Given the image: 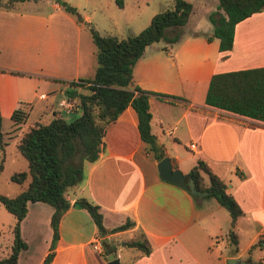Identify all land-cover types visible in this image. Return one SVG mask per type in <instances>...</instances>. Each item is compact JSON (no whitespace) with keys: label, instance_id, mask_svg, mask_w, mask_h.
<instances>
[{"label":"crops","instance_id":"crops-1","mask_svg":"<svg viewBox=\"0 0 264 264\" xmlns=\"http://www.w3.org/2000/svg\"><path fill=\"white\" fill-rule=\"evenodd\" d=\"M51 6L54 10L45 16L0 8V114L11 119L18 101L26 105L23 121L11 119L14 130L29 113L40 121L76 111V94L85 92V86L81 90L68 81L94 71L93 42L82 53L80 23L56 1ZM185 23L174 42L157 40L144 47L132 66V79L141 88L178 96L149 94L150 131L172 167L185 176L199 158L224 182L225 191L241 209L232 226L236 250L224 255L213 252L215 245L230 247L226 236L230 216L220 232L224 206L213 196L194 198L187 188L159 176V159L140 138L136 112L127 104L107 124L96 159L83 161L80 182L64 193L70 206L58 221L49 264H107L104 256L109 252H115L121 264H225L228 256L257 262L241 258L240 251L264 237V121L206 104L204 95L212 73L264 65V10L235 23L231 46L224 51L218 49L215 36L205 38L211 33L210 21L201 29ZM84 40L89 47V40ZM71 88L72 100L66 92ZM60 99L71 105L61 107ZM201 178L203 184L208 182L205 173ZM79 197L97 205L106 229L126 219L132 225L98 234L87 211L74 204ZM52 209L44 201L27 202L19 222L26 247L19 250L16 264H39L48 251ZM240 228L248 233L243 248ZM138 231L150 245L148 253L123 244ZM259 250L257 259L264 264V243Z\"/></svg>","mask_w":264,"mask_h":264},{"label":"trees","instance_id":"trees-1","mask_svg":"<svg viewBox=\"0 0 264 264\" xmlns=\"http://www.w3.org/2000/svg\"><path fill=\"white\" fill-rule=\"evenodd\" d=\"M56 2L64 10L76 13L75 7L64 0ZM114 2L119 7L123 6V0ZM216 7V11L207 15L212 29L205 38L215 36L218 39V49L224 51L231 46L235 23L252 12L264 10V0H217ZM190 11L189 1L173 0L170 8L153 13L144 27L125 37L100 35L96 29L88 26L95 47L93 74L68 81L70 85L85 86V92L76 94L78 116L70 120L54 116L47 122L34 121L17 140L16 148L26 159L27 169L13 172L10 177L17 182H23L26 177L28 180L24 188L12 196L0 193L1 204L15 218L11 228L12 241L9 252L6 256L0 257V264H16L19 250L26 247L19 233V222L25 215L27 202L37 200L47 202L53 208L49 219L51 238L48 251L39 263L49 264L58 237V221L70 206L64 193L80 182L83 161L96 159L102 147V136L107 124L113 121L127 104L136 112L140 138L156 159L163 156L161 147L150 131L148 96L150 93L166 99L168 96L172 98L178 96L141 88L133 82L132 66L148 43L164 39L170 44L177 40L180 27L187 21ZM167 29L172 30L171 34L166 33ZM9 71L20 73L18 70ZM74 91V88L66 90L69 95H73ZM204 102L264 121V65L212 73L207 83ZM25 114L26 105L18 101L10 118L14 123H19L23 121ZM1 141L0 130V147ZM201 172L207 175L206 184L202 183ZM186 176L192 177L194 181L197 190L192 194L194 198L213 196L227 209L230 227L226 231V236L231 250L235 251L237 238L232 226L241 209L234 198L225 191L224 182L199 158L189 168ZM74 204L87 211L100 235L132 225V221L126 219L121 224L106 229L95 203L79 197L74 200ZM263 239L264 237L258 238L256 243L249 246L248 251ZM123 244L134 247L144 254L150 251V245L142 231L124 240ZM113 249L114 247H111L107 251ZM256 264L262 263L257 261Z\"/></svg>","mask_w":264,"mask_h":264},{"label":"rangeland","instance_id":"rangeland-1","mask_svg":"<svg viewBox=\"0 0 264 264\" xmlns=\"http://www.w3.org/2000/svg\"><path fill=\"white\" fill-rule=\"evenodd\" d=\"M56 0H0V8L7 7L13 8L16 12H31L36 13L40 16H45L48 12L53 11L54 8L51 6ZM67 4L75 7L76 13L63 12L68 14L74 20L78 16L77 22L81 25L80 31V50L82 53H86L87 50L93 47L92 39L89 33L88 26H92L100 35H115L116 37H125L130 34H134L144 27L151 15L157 11L172 6L173 0H123V6L119 7L115 4L114 0H64ZM191 3V11L188 15L186 23L188 26L195 25L198 28H207L209 24L208 13L216 11L217 0H187ZM78 13V15H77ZM83 18L84 20H81ZM185 23V24H186ZM186 26V25H185ZM186 28V27H185ZM172 30L167 29L166 33L171 34ZM53 33H58L55 30ZM89 40V47L84 40ZM159 43H164V39H159ZM166 43V42H165ZM81 86V90H82ZM69 99L72 95H67ZM72 100V99H71ZM77 97L74 100V104L77 106ZM79 108L71 114L66 115V119L70 120L78 116ZM1 115V114H0ZM33 114L29 113L25 118V123L20 129H12V121L9 117L1 115V127L2 141L0 147V193L6 196H12L24 188L28 177L23 182H17L11 179L13 172L26 170V159L19 153L16 148L18 137L22 130L27 125L33 123ZM49 118H42L40 121L47 122ZM170 155H173L171 150H168ZM222 215L226 218L219 216V220L223 221V227L219 230L224 232L227 227L226 219L229 218L228 211L223 207ZM14 216L12 213L7 211L0 202V257H4L9 252V247L12 241V225L14 223ZM233 229V227H232ZM240 239V245L243 248L244 243L248 237V233L243 228H240L238 233ZM42 239L40 245H42ZM255 240L253 243H256ZM215 244V243H214ZM259 244L254 245L250 252L247 249L240 251V257H249L254 261H258L257 257L260 254ZM38 245V246H40ZM130 249H126V252H130ZM213 252L226 254L232 252L231 248H227L223 245H215ZM256 264V262H255Z\"/></svg>","mask_w":264,"mask_h":264},{"label":"water","instance_id":"water-1","mask_svg":"<svg viewBox=\"0 0 264 264\" xmlns=\"http://www.w3.org/2000/svg\"><path fill=\"white\" fill-rule=\"evenodd\" d=\"M156 168L159 176L175 185L187 188L191 193H195L197 190L194 187V181L192 177L185 176V174L177 167H172V164L167 155H163L156 163ZM264 243V240H261ZM107 264H121L118 257L115 256V252H109L104 256ZM225 264H250L248 260H242L237 256H228L225 258Z\"/></svg>","mask_w":264,"mask_h":264},{"label":"built area","instance_id":"built-area-1","mask_svg":"<svg viewBox=\"0 0 264 264\" xmlns=\"http://www.w3.org/2000/svg\"><path fill=\"white\" fill-rule=\"evenodd\" d=\"M58 105H60L61 107H64V106H70L71 104L66 99H60L58 101ZM189 146L190 147H193V143H190ZM92 246L94 248H97L98 247V245L96 243H94Z\"/></svg>","mask_w":264,"mask_h":264}]
</instances>
